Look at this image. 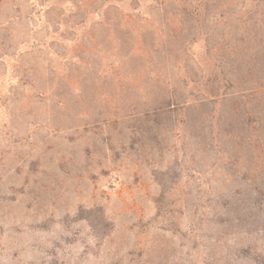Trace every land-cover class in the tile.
Wrapping results in <instances>:
<instances>
[{"label":"rangeland","instance_id":"374dc122","mask_svg":"<svg viewBox=\"0 0 264 264\" xmlns=\"http://www.w3.org/2000/svg\"><path fill=\"white\" fill-rule=\"evenodd\" d=\"M0 264H264V0H0Z\"/></svg>","mask_w":264,"mask_h":264}]
</instances>
